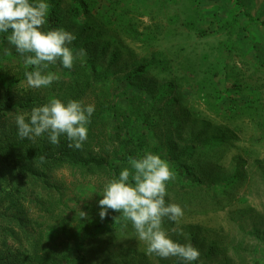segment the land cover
I'll list each match as a JSON object with an SVG mask.
<instances>
[{"label": "rangeland", "instance_id": "1", "mask_svg": "<svg viewBox=\"0 0 264 264\" xmlns=\"http://www.w3.org/2000/svg\"><path fill=\"white\" fill-rule=\"evenodd\" d=\"M80 1L45 0L59 12L73 11L59 18L58 29H68L74 35L79 26H85L83 34L91 35L89 49L95 54L105 51L104 57L84 73L78 56L80 59L74 61L78 75L58 62L46 70L58 75V80L47 88H30L24 73L32 68L25 67V56L17 53L7 39L0 40V107L4 104L2 84L11 85V106L0 113V145H11L15 155L28 149L54 151L56 145L49 142L47 133L34 140L21 139L15 118L25 115L27 119L33 107L53 98L66 104L73 100L68 86L79 84L82 96L78 101L95 107L90 120L102 106L107 107L109 118L104 122L110 130H115L112 112L124 114L122 137L136 140L146 136L152 145L160 146L163 153L192 155L194 166L188 159L182 160V155L163 157L175 175L167 184L165 201L179 205L184 214L179 225L165 218L162 227L173 241L190 243L198 249V260L190 264H264V26L250 22L244 15L247 13L264 21V0H98L96 6L102 5L103 11L109 8L105 6L108 1L114 2L115 9L109 13L116 30L102 25L95 14L81 7ZM78 17L80 21L76 23ZM41 30L46 31L45 24ZM150 31H154L156 37H151ZM205 31L209 33L202 34ZM131 32L135 33L131 35ZM68 46L72 50L75 45ZM5 48L9 50L7 54ZM72 51L78 55L81 50ZM153 54H157L166 67H150L145 74L132 77L133 69L147 63ZM111 58L112 65L108 66ZM236 77L246 80L243 90L249 89L257 108L245 109L246 116L230 121V115H223L221 111L216 114L197 95L203 92L210 96L209 90L221 97L228 80ZM176 89L181 98L172 94L171 90ZM186 90L189 94H184ZM166 92L170 94L166 96ZM171 95L174 104L169 103ZM29 97L37 104L21 109V102ZM137 110L157 120L152 130L134 113ZM201 120L206 127L197 138L195 134L199 132L193 124L201 126ZM91 129L82 151L89 146L90 152L96 153L99 152L94 138L96 129ZM9 139L16 144H11ZM212 140L215 144L207 145ZM112 142L102 141V147L111 155L113 147L118 145L116 140ZM116 150H120V145ZM117 160L121 162L122 158ZM116 165L120 170L126 168L121 163ZM29 168L35 172L5 175L0 165V249L8 246L18 252L19 243L15 244L11 238H27L17 225L22 200L39 202L55 198L56 201L62 192L63 203L68 208L53 205L51 220L72 216L68 223L75 229V237L87 238L86 243L94 244L97 259L94 256L87 264H112L121 247L130 251L131 264L181 261L176 257L161 259L148 255L145 243L138 239L133 228L120 231L113 223L109 217L111 210L104 220L100 219L98 200L102 198L100 194L109 176L101 177L100 190L93 185L95 179L81 176L65 165L33 161ZM196 179L200 184H196ZM208 183L219 192L229 190V197H218L213 204L207 202L205 207L200 206L203 200L211 199V194L204 193L201 186ZM194 191L197 192L193 203L181 204L189 199L187 194ZM24 210V220H28L36 216L39 208L25 204ZM79 211L86 212L87 218H80ZM177 227L183 235L172 231ZM1 238L10 239L4 245ZM92 238H95L93 242ZM71 264H79L78 259L75 257Z\"/></svg>", "mask_w": 264, "mask_h": 264}, {"label": "trees", "instance_id": "2", "mask_svg": "<svg viewBox=\"0 0 264 264\" xmlns=\"http://www.w3.org/2000/svg\"><path fill=\"white\" fill-rule=\"evenodd\" d=\"M98 0H89L92 4L90 5L87 1H80L81 7L84 10H87V12L95 14L101 21V24L107 27H110L111 29H115L112 24L111 15L109 13L110 10L115 9L114 2L108 1L105 6H108L109 8L107 11H103L104 7L102 5L96 6V2ZM99 4H102L100 2ZM79 5V4H78ZM80 6V5H79ZM74 10V9H73ZM70 12H73L72 9L69 12H63L62 10L59 12L57 10V7H49V10L46 15V31L52 30V29H58L59 26V18L62 15H68ZM246 18L250 22H258L259 25L264 26V21H258L256 18L252 17L249 14H244ZM76 23L80 21V18L75 19ZM74 26V25H73ZM65 29V28H64ZM85 29V26H79L77 32L74 34L75 40L72 42V50L76 49V52L80 50H84L86 53L84 56L81 57L79 64L82 66L83 73L85 70L95 64V62H98L100 59H102L105 55V51L99 54H95L93 50L89 49V37L87 35L83 34ZM66 31H69L68 29H65ZM116 30V29H115ZM136 32V31H135ZM135 32H131V35H133ZM209 31L202 32V34H207ZM8 33H0V40L6 41ZM130 35V34H129ZM151 37H156V34L154 31H150ZM78 46V48H77ZM80 53V52H79ZM92 53V54H91ZM104 54V55H103ZM80 59V58H78ZM95 60V61H94ZM113 59L111 58L108 66L112 65ZM97 65V64H96ZM166 67L165 63L161 58L157 57V54H153L151 59L140 66H138L136 69H133V73L131 74L132 77H138L140 75L145 74L150 67H159V66ZM78 66L76 68H72V72L76 75L79 74ZM242 81V82H241ZM246 80H243L240 77H236L233 80H228V87H226L225 92L220 97L219 95L215 96L210 92L208 89V93L204 94L203 92L197 95V98L202 100L204 102V105H207L209 109L214 111L216 114H219L220 111L224 115L227 113L230 115L228 119L231 121V119L234 118H242L243 116H246L244 114V110L246 109L249 111V108H257L255 106L256 99L252 97V93L248 92L247 88L243 90V83H245ZM72 85V86H71ZM68 86V90L72 94L73 100H79L81 98V88L79 87V84H71ZM177 88V87H176ZM201 88V87H200ZM201 89H204V86H202ZM2 90H3V97H4V104L0 107V113H2L5 109L9 108L11 106V85H4L2 84ZM172 94L174 93L178 98H181V93L178 89L175 91H172ZM170 92H166V96L169 95ZM184 94H189V91H184ZM169 103L174 104V98L171 95L170 96ZM211 102H210V100ZM221 99V101H219ZM34 98H27L23 100L20 104V108L24 109L28 106L37 104L36 101H34ZM223 103V104H221ZM246 106V107H242ZM223 107V108H222ZM222 108V109H221ZM221 109V110H220ZM109 109L107 107H103L99 109L97 114H94L95 117L93 120H90V123L88 125H91V127L96 129V134L94 135L95 138V145L98 147V151L96 153L90 152L89 146L84 149V152L82 149L77 150L74 148H69L68 143L69 141L67 139H60L59 144L56 145V148L52 152H48L46 148L43 150H30L28 149L26 152L22 151L23 153H16L14 154L13 150L11 149V145L3 146L0 145V165H2L5 169V175L6 173L8 175L19 174L21 172H31L34 173V170H29L30 164L33 161H37L39 163H42L40 161V157L44 156L45 160L42 164H59V165H65L67 168L74 170L76 172H79L81 176H90L92 179H95L93 181V185L95 188H98L101 190L102 183H101V177L102 176H109L110 179L117 178L120 173V169L117 167V163H121L124 167H130L128 161L129 158H140L144 155V153L151 152L153 154L158 155L163 160H165L163 157H166V155H170L172 158L175 155H182V160L188 159V161H191L194 166V161L192 155H189L187 152H181L180 154L177 152H166L163 153L161 150V147L157 144L152 145L147 139L146 136L139 137L136 140H133L132 137H122V129L125 126L124 125V114L118 113L117 111H113L111 114V120L113 117L114 129L110 130L109 126L105 124V118H109ZM136 115H138L142 123L150 127L151 130L153 127H155V124L157 122L156 119H152L151 117H148L147 114L141 115V112L139 110L134 112ZM169 116V115H168ZM137 120H140L138 118H135ZM196 131L199 133L195 134L197 138H200V134L205 131L206 124L201 120V126L200 123H194L193 124ZM90 126H87L88 133H92V129ZM122 132V133H121ZM121 134V135H120ZM115 135V136H114ZM104 137V139H103ZM104 140H111V143H113V140H116L118 142V145H120V150L117 151L115 147H113L112 155L109 153V151L105 150V148L102 147L104 143L102 141ZM11 144L16 143L14 140H10ZM214 140L211 142H208L207 145H213ZM22 146V142L20 144ZM84 145V143H83ZM14 149L18 152H20V149L17 145H14ZM115 149V150H114ZM23 150V149H22ZM114 157V158H113ZM121 157L122 161L118 162V158ZM189 170V169H188ZM2 175V174H1ZM196 184H200V181L195 180ZM236 182V181H235ZM237 184V182H236ZM0 185H2V182L0 181ZM46 185V182H45ZM203 187L204 193H210L211 199H205L203 198L201 200L202 203L200 206H204L207 202H210L213 204L214 200L218 199V197L222 198L226 196L229 197V190H225V192H219L218 190H215V186L212 183L208 184H201ZM193 187V183H191L190 188ZM197 191H194L193 193H188L187 196L189 199L185 202H182L181 204H188L193 203V201L196 199ZM63 197L64 194L62 192L59 193L58 199L55 201V198L53 200H47V201H39V202H26V200H22V207L20 208L21 212L19 214L20 218L18 219L17 225L19 228L23 231L24 234L27 235V238H11L14 243H19L20 249L18 252L16 250H10L8 246H3L4 249H0V264H71L72 261H74L75 257L78 259L79 264H87L88 260L94 257V259H97L96 254L93 252L95 251L94 244L86 243L87 238H76L73 230L74 228L70 227L69 220L72 219V216H66L64 215V218L60 219H52L51 220V214H53L52 208L53 205H57L63 209L68 208L67 204L63 203ZM23 198V196L21 197ZM182 199L186 200V197L183 196ZM219 203V202H218ZM30 204L38 206L39 210L38 213L35 214L34 218L29 217L28 220H24L25 216V210L24 205ZM216 204V203H215ZM200 210V207H199ZM184 214V213H183ZM116 219H112V217H115ZM109 217L111 220H113V223L116 224L120 229V231H125V229H132V226L129 222L125 221L122 216L119 213L111 212L109 214ZM76 225H79L74 221ZM32 233H30V231ZM69 235H68V234ZM62 237V238H61ZM10 238H1L2 242L5 245V241ZM91 242L95 240V238L90 239ZM82 244H80V243ZM118 253L114 256V263L112 264H131L130 263V251L127 248H118ZM74 253V254H73ZM76 256H73L75 255ZM119 255V256H118ZM113 258V256H112ZM177 264H183L181 261H177Z\"/></svg>", "mask_w": 264, "mask_h": 264}, {"label": "clouds", "instance_id": "3", "mask_svg": "<svg viewBox=\"0 0 264 264\" xmlns=\"http://www.w3.org/2000/svg\"><path fill=\"white\" fill-rule=\"evenodd\" d=\"M50 5L45 0H0V33H9L7 41L17 53L25 56V67L31 71L24 75L30 88L49 87L59 76L47 72L49 65L59 64L72 69L74 61L86 53L81 50L74 55L68 46L75 36L63 29L42 31ZM5 48V54L8 53ZM95 111L93 104L69 100L66 104L59 99L33 107L30 116L17 115L15 124L21 139L34 140L47 133L51 144H59L65 136L68 147L82 149L87 139L90 117ZM44 156L40 157L43 163ZM130 167L122 169L118 178L110 179L103 187L102 198L98 200L99 217L104 220L109 210L119 213L129 222L140 241L146 245V253L161 259L179 258L185 264L198 260L200 253L190 243L173 241L162 225L165 218L179 225L182 208L175 203H166L167 184L175 179L168 163L158 155L145 152L140 158H129ZM80 218L87 213L79 211ZM112 219H116L112 217ZM173 232L183 235L181 229Z\"/></svg>", "mask_w": 264, "mask_h": 264}]
</instances>
